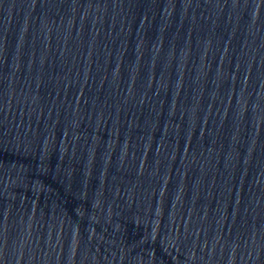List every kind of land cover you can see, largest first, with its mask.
<instances>
[{
	"label": "water",
	"instance_id": "95a60500",
	"mask_svg": "<svg viewBox=\"0 0 264 264\" xmlns=\"http://www.w3.org/2000/svg\"><path fill=\"white\" fill-rule=\"evenodd\" d=\"M0 264H264V0H0Z\"/></svg>",
	"mask_w": 264,
	"mask_h": 264
}]
</instances>
